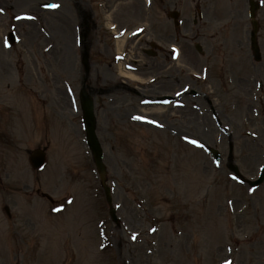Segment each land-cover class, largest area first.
Listing matches in <instances>:
<instances>
[{"label":"rangeland","instance_id":"rangeland-1","mask_svg":"<svg viewBox=\"0 0 264 264\" xmlns=\"http://www.w3.org/2000/svg\"><path fill=\"white\" fill-rule=\"evenodd\" d=\"M49 1L62 8L70 3L22 0L18 11L2 7L7 12L0 17V264H222L231 256L235 264H264V184L250 190L232 178L224 163L216 168L204 149L174 145L167 133L152 127L117 123L114 114L122 110L109 109L107 96L100 95L97 133L105 182L120 219L118 225L112 222L85 142L78 99L80 49L69 31L61 37L71 47L61 52L60 35L49 32L46 20L55 24L63 10L41 8ZM112 3L81 4L97 12V35L91 32L86 40L98 41L90 55L97 68L93 86L101 92L110 77L112 45L104 26L110 24L105 15ZM126 3L145 4L154 12L159 8L154 0L148 7L145 0ZM219 4L229 7L227 0ZM18 12L34 17L23 41L29 49L17 46L12 56L5 54L2 66V35ZM110 16L120 27L125 24L124 15ZM20 30L29 27L23 24ZM38 148L47 152V164L34 171L29 155ZM235 160L249 179L264 165V158Z\"/></svg>","mask_w":264,"mask_h":264},{"label":"flooded vegetation","instance_id":"flooded-vegetation-1","mask_svg":"<svg viewBox=\"0 0 264 264\" xmlns=\"http://www.w3.org/2000/svg\"><path fill=\"white\" fill-rule=\"evenodd\" d=\"M192 1L200 22L185 19L176 28L170 15L177 0H158L152 50L136 51L137 62L146 65L144 57L150 64L136 70L152 79L149 94L170 103L154 105L167 112L160 126L180 137L181 145L264 147V0H256V27L249 17L251 0H230L227 10L219 4L223 0ZM120 88L112 85L110 93ZM126 89L139 99L150 97L145 90Z\"/></svg>","mask_w":264,"mask_h":264},{"label":"water","instance_id":"water-1","mask_svg":"<svg viewBox=\"0 0 264 264\" xmlns=\"http://www.w3.org/2000/svg\"><path fill=\"white\" fill-rule=\"evenodd\" d=\"M83 101H84V107H85V124H86V130H87V137H88V144L90 148L93 151V155L95 157V162L97 164V167L104 175L105 168L102 163V149L99 144V141L97 139L96 133H95V116L93 112V102L91 99L87 98L86 95H83ZM43 154L41 152L37 151L34 152L31 158L32 164L35 168H40L44 164V158H42ZM264 175L261 178L260 181L256 182L255 184H259L263 181ZM108 191V190H107ZM109 199V196H108Z\"/></svg>","mask_w":264,"mask_h":264},{"label":"snow or ice","instance_id":"snow-or-ice-1","mask_svg":"<svg viewBox=\"0 0 264 264\" xmlns=\"http://www.w3.org/2000/svg\"><path fill=\"white\" fill-rule=\"evenodd\" d=\"M51 7H58V5H52ZM0 11H2V9H0ZM193 143H196L195 141H193ZM71 203V201H69ZM153 231H155V229H153ZM133 239H135V237H133ZM226 264H231V261H226Z\"/></svg>","mask_w":264,"mask_h":264},{"label":"bare ground","instance_id":"bare-ground-1","mask_svg":"<svg viewBox=\"0 0 264 264\" xmlns=\"http://www.w3.org/2000/svg\"><path fill=\"white\" fill-rule=\"evenodd\" d=\"M122 45H123V43H122V42H120V45H119V46H120V47H122Z\"/></svg>","mask_w":264,"mask_h":264}]
</instances>
